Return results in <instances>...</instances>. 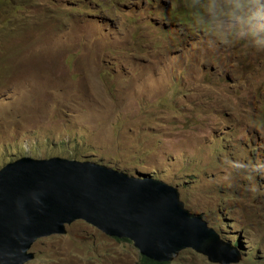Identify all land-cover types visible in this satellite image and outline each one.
<instances>
[{"label": "rangeland", "instance_id": "obj_1", "mask_svg": "<svg viewBox=\"0 0 264 264\" xmlns=\"http://www.w3.org/2000/svg\"><path fill=\"white\" fill-rule=\"evenodd\" d=\"M78 157L176 189L264 264V0H0V169ZM30 253L144 264L84 222Z\"/></svg>", "mask_w": 264, "mask_h": 264}, {"label": "water", "instance_id": "obj_2", "mask_svg": "<svg viewBox=\"0 0 264 264\" xmlns=\"http://www.w3.org/2000/svg\"><path fill=\"white\" fill-rule=\"evenodd\" d=\"M77 222L129 240L160 264L186 250L214 264H238L241 258L161 181L62 158H24L0 172V264H28L35 243L65 235Z\"/></svg>", "mask_w": 264, "mask_h": 264}, {"label": "trees", "instance_id": "obj_3", "mask_svg": "<svg viewBox=\"0 0 264 264\" xmlns=\"http://www.w3.org/2000/svg\"><path fill=\"white\" fill-rule=\"evenodd\" d=\"M77 160L76 161H80V162H89V161H86L87 159L89 160L90 158H76ZM117 240H119V239H117ZM120 241H122V242H127V243H132V242H130L129 240H120ZM143 263L144 264H160V263H157V262H155V261H153V260H150V259H148V258H146V257H143Z\"/></svg>", "mask_w": 264, "mask_h": 264}, {"label": "clouds", "instance_id": "obj_4", "mask_svg": "<svg viewBox=\"0 0 264 264\" xmlns=\"http://www.w3.org/2000/svg\"><path fill=\"white\" fill-rule=\"evenodd\" d=\"M47 160H49V159H47ZM20 161V160H19ZM17 162V161H16ZM16 162H14V163H16ZM13 164V163H12ZM9 165H11V164H9ZM8 166V165H7ZM6 166V167H7ZM5 168V167H4ZM4 168H2V169H0V172L4 169ZM195 217H197V216H195ZM133 244V243H132ZM30 254V253H29ZM144 257V256H143Z\"/></svg>", "mask_w": 264, "mask_h": 264}]
</instances>
